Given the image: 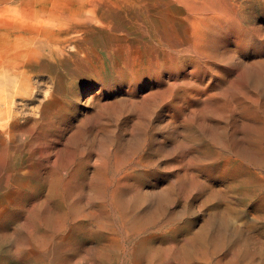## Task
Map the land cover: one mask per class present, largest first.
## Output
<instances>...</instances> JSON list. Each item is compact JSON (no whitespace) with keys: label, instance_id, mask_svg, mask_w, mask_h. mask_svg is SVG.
<instances>
[{"label":"rangeland","instance_id":"obj_1","mask_svg":"<svg viewBox=\"0 0 264 264\" xmlns=\"http://www.w3.org/2000/svg\"><path fill=\"white\" fill-rule=\"evenodd\" d=\"M260 252L264 0H0V264Z\"/></svg>","mask_w":264,"mask_h":264},{"label":"bare ground","instance_id":"obj_2","mask_svg":"<svg viewBox=\"0 0 264 264\" xmlns=\"http://www.w3.org/2000/svg\"><path fill=\"white\" fill-rule=\"evenodd\" d=\"M205 245V244H204ZM205 247V246H204ZM239 252H240V255H241V258H239L240 260L245 256V255H247V251H246V249H240L239 250ZM258 259H259V264H264V252H260L259 254H258ZM252 264L251 263V261L250 262H246V264ZM239 264V263H238Z\"/></svg>","mask_w":264,"mask_h":264}]
</instances>
